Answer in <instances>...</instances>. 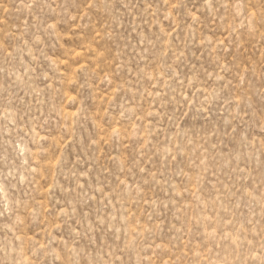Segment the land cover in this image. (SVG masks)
I'll use <instances>...</instances> for the list:
<instances>
[{
    "label": "rangeland",
    "instance_id": "rangeland-1",
    "mask_svg": "<svg viewBox=\"0 0 264 264\" xmlns=\"http://www.w3.org/2000/svg\"><path fill=\"white\" fill-rule=\"evenodd\" d=\"M0 264H264V0H0Z\"/></svg>",
    "mask_w": 264,
    "mask_h": 264
}]
</instances>
